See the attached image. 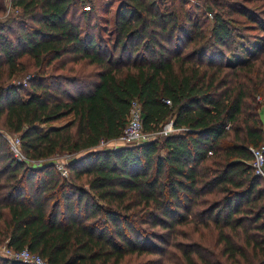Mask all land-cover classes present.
Wrapping results in <instances>:
<instances>
[{
	"label": "trees",
	"instance_id": "1",
	"mask_svg": "<svg viewBox=\"0 0 264 264\" xmlns=\"http://www.w3.org/2000/svg\"><path fill=\"white\" fill-rule=\"evenodd\" d=\"M10 3L3 129L29 161L75 159L68 177L32 168L0 133V246L46 264H264L251 166L264 144V0ZM134 100L155 136L100 147L122 136Z\"/></svg>",
	"mask_w": 264,
	"mask_h": 264
},
{
	"label": "built area",
	"instance_id": "2",
	"mask_svg": "<svg viewBox=\"0 0 264 264\" xmlns=\"http://www.w3.org/2000/svg\"><path fill=\"white\" fill-rule=\"evenodd\" d=\"M8 2V12L10 14H15L18 12L17 9H13L11 7L10 0ZM168 104L171 102L168 100ZM174 132L173 122L170 121L161 132L162 134H168ZM155 135L148 134L145 132L143 127V117H142V107L138 100L132 101L128 122L123 131L122 136L113 141L114 147L117 146H131L135 144L142 143L143 141L151 140ZM8 140L11 142L13 150L16 153V156L21 161H27L26 157L23 155L21 146H20V136L15 135L13 137H8ZM111 144V143H110ZM121 144V145H120ZM107 145L105 142H102L100 147H104ZM254 159L251 162V166L254 170L255 176H258L264 181V144L259 147L251 148ZM211 153V152H210ZM75 159L74 155L66 154L64 161L56 162V166H58V170L60 174L64 177H68L69 173L67 170V166ZM0 256H4L13 260H17L27 264H46L45 260L38 254L32 253L29 249L23 250H14L12 248L7 247V245L0 246Z\"/></svg>",
	"mask_w": 264,
	"mask_h": 264
},
{
	"label": "rangeland",
	"instance_id": "3",
	"mask_svg": "<svg viewBox=\"0 0 264 264\" xmlns=\"http://www.w3.org/2000/svg\"><path fill=\"white\" fill-rule=\"evenodd\" d=\"M8 14H10L9 12H8ZM50 73H52V71H50ZM29 76H30V74H29ZM29 76H25L26 78H29ZM24 80V79H23ZM66 122V120L65 121H61V122H59V123H57L56 124V126H60V125H62V124H64ZM3 121H1L0 120V133L1 134H3L7 139H8V137H13V136H15L16 134H14V133H10V132H8V131H6L5 129H3ZM44 129H47V126H44ZM18 135V134H17ZM9 141V140H8ZM20 144H21V142H20ZM9 145H10V149H11V151H12V153H13V155H15V157L19 160V158L16 156V153H15V151L13 150V147H12V144H11V142L9 141ZM114 146V145H112V144H108V145H105L104 147H107V146ZM121 145V144H120ZM21 146V145H20ZM75 157V156H74ZM78 157H81V155H79ZM64 158H65V155H56L54 158H53V160H49V161H29V160H27L28 162H27V164L30 166V167H32V168H39L40 166H44V165H47V164H50V163H56V162H58V161H64ZM19 161H21V160H19ZM56 165V164H55ZM57 167V169H58V166H56Z\"/></svg>",
	"mask_w": 264,
	"mask_h": 264
},
{
	"label": "water",
	"instance_id": "4",
	"mask_svg": "<svg viewBox=\"0 0 264 264\" xmlns=\"http://www.w3.org/2000/svg\"><path fill=\"white\" fill-rule=\"evenodd\" d=\"M143 142H146V141H143ZM111 144L114 145L113 143H111ZM81 157H83V155H81ZM81 157H80V158H81Z\"/></svg>",
	"mask_w": 264,
	"mask_h": 264
}]
</instances>
